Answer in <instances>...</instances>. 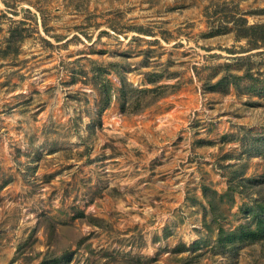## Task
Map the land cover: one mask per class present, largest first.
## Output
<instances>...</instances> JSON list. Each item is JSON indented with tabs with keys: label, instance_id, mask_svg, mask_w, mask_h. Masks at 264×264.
<instances>
[{
	"label": "rangeland",
	"instance_id": "rangeland-1",
	"mask_svg": "<svg viewBox=\"0 0 264 264\" xmlns=\"http://www.w3.org/2000/svg\"><path fill=\"white\" fill-rule=\"evenodd\" d=\"M0 264H264V0H0Z\"/></svg>",
	"mask_w": 264,
	"mask_h": 264
}]
</instances>
